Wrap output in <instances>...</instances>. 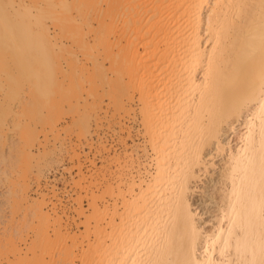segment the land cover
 <instances>
[{
    "label": "bare ground",
    "instance_id": "bare-ground-1",
    "mask_svg": "<svg viewBox=\"0 0 264 264\" xmlns=\"http://www.w3.org/2000/svg\"><path fill=\"white\" fill-rule=\"evenodd\" d=\"M34 19L78 46L84 102L136 119L150 161H106L76 233L15 190L34 212L0 230V264H264V0H0L1 34Z\"/></svg>",
    "mask_w": 264,
    "mask_h": 264
},
{
    "label": "rangeland",
    "instance_id": "rangeland-1",
    "mask_svg": "<svg viewBox=\"0 0 264 264\" xmlns=\"http://www.w3.org/2000/svg\"><path fill=\"white\" fill-rule=\"evenodd\" d=\"M20 15L15 14V19ZM34 21L30 22L32 29L37 25ZM24 28L12 36L0 32V230L16 225L26 212L22 224L31 219L36 203L76 233L84 217L91 215L93 198L99 206L103 202L108 162L110 170L116 161L143 164L150 161V149L144 146L136 119L117 122L115 117H104L102 110L93 111L103 102L91 97L85 106V89L92 82L89 71L71 65L74 72L70 76L72 70L65 64L72 56L78 62L84 60L77 45L63 36L61 47L48 46L35 29L28 24ZM57 62L66 75L57 71ZM76 93L82 100L68 104ZM133 106L130 115L136 110ZM22 187L28 207L34 205L29 210L24 198L19 204L11 195Z\"/></svg>",
    "mask_w": 264,
    "mask_h": 264
}]
</instances>
